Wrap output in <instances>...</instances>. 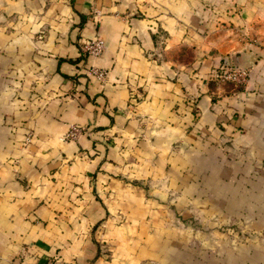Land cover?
<instances>
[{
    "label": "crops",
    "instance_id": "obj_1",
    "mask_svg": "<svg viewBox=\"0 0 264 264\" xmlns=\"http://www.w3.org/2000/svg\"><path fill=\"white\" fill-rule=\"evenodd\" d=\"M26 248L264 264V0H0V264Z\"/></svg>",
    "mask_w": 264,
    "mask_h": 264
},
{
    "label": "built area",
    "instance_id": "obj_2",
    "mask_svg": "<svg viewBox=\"0 0 264 264\" xmlns=\"http://www.w3.org/2000/svg\"><path fill=\"white\" fill-rule=\"evenodd\" d=\"M103 49H104V40L99 36H96L90 39L89 41L84 42L82 47L83 52L88 56H98L103 52ZM88 72L91 76L95 77L100 81L105 80L106 71L102 68L91 65L88 67ZM247 75H248L247 69L230 65L220 69L215 74V77L218 80L222 81L223 83L229 82L235 84L236 86H240L246 82ZM83 132H84L83 127L76 124H72L70 125L68 131L64 134L63 138L67 140H74ZM29 139H30V135L28 134L26 140L28 141ZM27 252H28L27 248L22 250L15 264H29L24 262L23 260ZM46 264H55V263L52 258H48Z\"/></svg>",
    "mask_w": 264,
    "mask_h": 264
},
{
    "label": "rangeland",
    "instance_id": "obj_3",
    "mask_svg": "<svg viewBox=\"0 0 264 264\" xmlns=\"http://www.w3.org/2000/svg\"><path fill=\"white\" fill-rule=\"evenodd\" d=\"M227 83H229V82H227ZM229 229H232V227H230ZM233 229H235V228H233ZM232 229V230H233ZM235 230H237V231H239V233H236V231H234L235 232V234H236V240H241V241H245L247 238L246 237H248L249 238V235H248V231H246L244 228H237V229H235ZM253 235V234H252ZM254 235H257V233L256 234H254Z\"/></svg>",
    "mask_w": 264,
    "mask_h": 264
}]
</instances>
